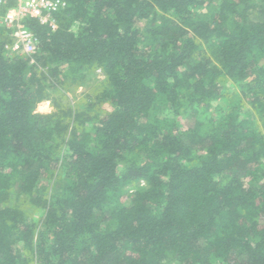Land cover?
<instances>
[{"label":"trees","instance_id":"16d2710c","mask_svg":"<svg viewBox=\"0 0 264 264\" xmlns=\"http://www.w3.org/2000/svg\"><path fill=\"white\" fill-rule=\"evenodd\" d=\"M15 3L0 264H264V0H66L56 28L25 20L32 55L1 24ZM99 68L95 96L66 104Z\"/></svg>","mask_w":264,"mask_h":264},{"label":"built area","instance_id":"2783aa9c","mask_svg":"<svg viewBox=\"0 0 264 264\" xmlns=\"http://www.w3.org/2000/svg\"><path fill=\"white\" fill-rule=\"evenodd\" d=\"M8 0H0V6ZM66 7V0H16L1 20V24L11 30L14 37V51H22L32 55L37 48V38L26 26L27 18L38 19L42 24L49 23L57 27L54 14Z\"/></svg>","mask_w":264,"mask_h":264},{"label":"rangeland","instance_id":"374dc122","mask_svg":"<svg viewBox=\"0 0 264 264\" xmlns=\"http://www.w3.org/2000/svg\"><path fill=\"white\" fill-rule=\"evenodd\" d=\"M208 10V9H207ZM206 11V9H205ZM12 36V34H11ZM13 37V36H12ZM14 38V37H13ZM14 43H10L9 46L13 50ZM14 51V50H13ZM105 80V75L103 71L99 68L92 73L89 74L88 79L82 81L79 84H72L69 88H67V91L63 89L61 92L64 93L65 100L64 102L67 104L68 102L70 104L75 105H81L85 101H88L89 95L95 96L97 87L99 84ZM52 93L58 92L57 90H51ZM108 108V105L105 106ZM54 110V107L52 105V102L50 100H45L41 102L37 107V112L41 113H49ZM185 126H188L190 124L188 119L183 120ZM142 186H145V182L141 183ZM15 201L14 196L11 197L10 204H13ZM31 215L30 217L34 219H38L40 217L41 212L37 211L36 209H31L28 205L25 206Z\"/></svg>","mask_w":264,"mask_h":264}]
</instances>
